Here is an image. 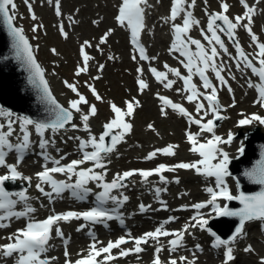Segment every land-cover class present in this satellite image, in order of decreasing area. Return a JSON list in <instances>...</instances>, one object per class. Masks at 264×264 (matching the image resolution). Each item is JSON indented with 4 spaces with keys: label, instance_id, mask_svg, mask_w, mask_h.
<instances>
[{
    "label": "snow or ice",
    "instance_id": "1",
    "mask_svg": "<svg viewBox=\"0 0 264 264\" xmlns=\"http://www.w3.org/2000/svg\"><path fill=\"white\" fill-rule=\"evenodd\" d=\"M49 4L53 3V0H47ZM206 2V0H205ZM259 3V0H256ZM24 3L27 5L29 12H32V5L29 0H24ZM239 3L245 9L242 16H236L234 18L235 22L229 18L226 13L229 11V5L223 3L221 5L222 12L220 13H207L208 22H207V32L211 35H207L202 31L204 39L209 45H219L220 49L224 53L228 52V49L225 47L223 40L217 34L218 32H226L229 36V39L235 43L236 52L239 59L237 60L236 67L238 70H241L240 65L243 63L244 68L250 69L253 76L258 77L259 83L253 84L251 81L248 83L249 88H254L258 93V99L256 103L260 107H264V43H258L257 36L253 33L252 23L253 16L255 14V8L251 7L247 0H239ZM147 0H122L118 15L116 17L119 25L121 27H127L131 30L132 43L135 45L139 51V58L141 60H146L148 57L145 55L144 48L140 46L139 39L140 34L144 28V8L142 5H146ZM187 4L188 8L194 7L196 0H190V3L187 0H173L171 8L170 19L175 21L178 16L183 13V23L182 25H174V40L171 45L170 51L178 52L181 57H184L185 60H182L181 63L187 69V76L181 74L178 69L168 68L165 65V68L168 69L172 75L179 78L183 81L182 91L187 93L186 99L189 103H195L196 112L200 114L203 112V116L200 119H195L192 115L180 104L173 103L171 100L166 97L160 96L164 107L161 108L162 115H167L165 109L171 108L173 111L177 112L183 117H187L191 124H196L199 126L202 133L212 134L211 138L208 139L205 143H199L197 136L192 133H187V140L191 145V151L198 154L201 159L194 163H179L176 164L173 168H168L164 165H160L154 171H127L122 175H118L116 179H113L110 183L104 182L105 173H97L96 168L103 169L105 164L103 163L102 154H109L114 151L116 145L120 143L124 136L131 132L132 124L126 122V117H132L136 107H139V101L135 102H126V111L117 107L115 104L111 105V110L114 113V118L104 125V132L97 139L95 136H91L88 141H81L80 148L83 150L91 146L93 151L84 152L83 158L80 160H74L66 166H60V161H54V164L57 166L48 168L44 167V170L37 173V178L40 183L36 184L37 190L43 194L45 197L52 201L53 196L61 197L64 192L69 191L71 195L77 200H83L88 195L91 194V189L87 187L89 182H96V187L102 189L99 193L96 194L95 199L97 206L91 208L88 211L84 212H73L69 211L63 214L50 215L42 221H32L30 220L26 223L25 227L18 229L13 235L7 237L9 243L0 245V257L3 258H12L16 257L15 264H49L47 258H41L42 254L47 252V246L50 239L52 238L53 226L57 225L58 222L64 221L69 222L71 220H83L90 222L92 224L105 223L106 221L111 220H120L123 224L122 218L118 215V207L122 206L127 200V196H123V199H118L116 196L111 195L112 191L124 187L122 183L133 175H139L144 180H147L148 177L152 175H160L163 172L175 171L176 169H185V170H195L197 174L203 175L205 177H212L215 179L216 188L218 191H214L213 188H208L207 192L210 193L211 199L206 203H198L193 207L199 213L200 209L207 208L211 205L212 211L217 216H228L236 217L239 219V226L236 228V234L230 240H222L219 237H216L215 243L212 245L213 248H225L224 251V260L222 264H231L235 259L233 255V248L231 245L237 237H239L245 228V224L250 221H261L264 222V191L259 192L256 195H245L241 193L238 196L232 195L229 191L227 184L225 183V177L229 175L228 164L229 156L228 153L223 151L220 147L221 144H229L232 142V135L229 134L227 139L224 140L220 136L214 134V129L216 127L215 121L221 120L224 117L220 115L221 106L218 100L217 88L213 86L206 73L211 68L215 73L216 79L221 85H226L227 81L224 76L221 75L223 71V66H217L215 63V58L218 56L217 48L212 46L209 51H207L204 45L196 39H192L188 33L190 32L193 25H198L199 21L195 20L192 16L191 11H187L185 5ZM15 0H0V19L7 26L10 35L13 40V49L15 50V58L20 60L27 68L30 73L29 82L33 86L40 88L42 95L41 99L51 105V115L53 119L47 123L35 122L32 119L27 117H20L18 120L19 132L22 134L17 137L18 143L13 144L10 140L16 132V128L13 127L14 123L10 117L13 115L11 112L5 111L0 108V116L9 117L7 124L0 123V168L7 170L9 174L0 175V229L7 228L10 225L5 223L6 221H11L13 218H28L30 214L34 213L36 210L28 204L29 197L25 191L19 193H10L5 189V183L7 181H16L18 179L29 178L22 177L20 172L17 170L15 165H10L6 161V156L8 153H18L17 163H21L24 158L25 152L29 149L31 145L29 126H34L36 133L41 137L39 141V148L45 150L49 143L48 140L44 139L45 131L51 129L52 132H56L59 129L65 128L66 124H69L73 119V111L76 113H81V119L83 122L84 130L89 131L88 121L90 116H95L97 114V108L95 105H89V101L86 97L78 91L76 85L72 83H66V86L76 94L77 99H73L69 102V108L66 109L59 105L56 100L52 97L51 92L49 91L47 81L44 79L43 70L40 65L36 62V58L33 55V49L30 45L28 39L24 35V30L15 26V10H16ZM55 12L57 16L61 15V6L59 0H55ZM32 20H36V16L33 13L31 16ZM222 22L221 26L217 22ZM246 21V23H244ZM239 27L246 29L248 35L251 37L253 43L256 44L258 48L257 57L259 67H256L251 59L245 54L243 49L240 47L239 42L235 40V33ZM36 27H33L32 31H36ZM60 32L67 38V34L64 32L63 25L60 26ZM108 34H105L100 40V43H106L108 39ZM190 45H195L196 51L192 52ZM85 47H91V45L86 41L84 45L81 46L80 52L83 60V67L79 68L76 72V75L79 76L81 72L87 71V65L91 57L85 52ZM186 61V63H185ZM103 66H101L102 70ZM138 72H141V69H137ZM152 75L155 77L156 81L162 83L164 88L171 89L175 81L168 79V75L165 72L157 71L155 68L150 69ZM199 76L202 81V86L206 90L205 92H200L193 83V76ZM235 78V77H233ZM98 79V77H97ZM139 89L143 91L148 85L143 81H138ZM210 89V92L207 90ZM89 90L97 101H101L102 97L96 92L95 88L89 85ZM228 91L231 92L232 89L229 87ZM203 98L204 101H207V109L205 104L200 101V98ZM82 105H88V112L85 114L82 110ZM209 112L212 114L213 119H208L207 122L204 121V117L209 115ZM254 121H258L261 125H264V118H261L257 115H252L241 119L239 124L241 126L249 125ZM73 128L76 125H72ZM151 128V125H149ZM118 130V131H117ZM115 133V134H114ZM106 137H110L111 145H106ZM79 139V138H77ZM175 146H169L165 149L160 150L165 156H173L176 153L174 152ZM243 152V149H240ZM42 154H44L42 152ZM156 152L149 154L147 159H152L155 157ZM44 159L47 161L49 157L44 155ZM93 162L94 167L83 169L79 171L77 169L80 165L85 162ZM215 161V163L213 162ZM59 173L67 176V181H72L75 177V181L69 183L67 181H57L53 178V174ZM248 178L255 184L264 186V159H262L259 164L253 168L250 172L246 173ZM164 176L160 175V180L164 181ZM30 182V180H29ZM179 183V181H176ZM42 185H48L51 188V191H45V188ZM156 195L159 196L160 189H156ZM13 197H16L15 199ZM218 200L232 201L237 200L242 205L238 210H231L225 204L223 207L217 203ZM111 201L113 204L117 205V208L109 211L104 208L103 205ZM18 203L24 205L23 211H16V206ZM163 203V202H161ZM141 212L147 211L145 206L141 204ZM166 208V205H165ZM175 218L170 217L169 221L165 223L172 222ZM190 225H186L182 231L170 232L164 229V226L161 225L157 227L155 231L147 232L139 238H132L134 242V249L122 250L120 252L121 256H127L130 252L134 251L135 253H141L145 249L141 245L148 244L149 241H159L161 237H174L169 241L170 249L169 251H175L184 239V234L188 232L189 227L192 228H204L208 221L202 216L197 215L193 216ZM105 226H107L105 224ZM84 225H81L77 231H80ZM55 234L63 239V232L59 227H56ZM91 235V233H90ZM213 235H215L213 233ZM129 241L123 237L116 240L115 242H109L107 246L98 248L96 243L90 245V250L86 257H82L77 260L75 264H101L97 259L103 254H106L104 257L105 264L108 261L113 259L111 253L113 249H119L121 245L128 243ZM199 248V245H197ZM163 249L157 247L155 249L158 254ZM245 252L251 253L253 249L251 246L244 249ZM68 253L65 252V256ZM180 260L186 261L185 257H181ZM71 264V262H67ZM153 264H161L160 258L157 255L154 259ZM169 264H177V260L172 259L169 261ZM187 264H195V260L187 261ZM259 264H264V258H261Z\"/></svg>",
    "mask_w": 264,
    "mask_h": 264
},
{
    "label": "rangeland",
    "instance_id": "2",
    "mask_svg": "<svg viewBox=\"0 0 264 264\" xmlns=\"http://www.w3.org/2000/svg\"><path fill=\"white\" fill-rule=\"evenodd\" d=\"M202 3L205 12L207 13H220V3L218 0H196V4ZM24 0H18L17 4H21ZM32 5V12H29L27 5L22 7L23 20H19L17 25L25 30L29 38L31 39L36 56L44 68L52 75L53 82L56 90L59 92L61 99L65 102H61L62 105L67 108L69 102L73 99H77L75 93H73L66 83H72L76 85L80 94L84 95L89 101V105H95L97 108V114L90 116L88 121L89 131L84 130L83 122L81 119V113H77L71 121L70 127L60 134H65L66 137L59 138L56 135L59 133H53L52 136L57 137L53 139L52 145L56 148V151H64L68 147H72L79 144L80 141L89 140L91 136H99L102 129V125L110 122L114 118V113L111 110V105L115 104L117 107H126V102L139 101V107L135 108L137 112L133 117L135 122L134 129L126 134L124 141L126 145L120 152L115 154H107V165L103 169H95L98 173H105V177L108 176L109 170L112 169L111 177L116 179L118 175H122L127 169L134 168H155L160 162L155 161L151 163L147 157L149 154L164 149L167 145L177 146L180 145V154L187 156L189 154L184 148H188V144L185 142V134L183 130L185 125L176 120L173 114H169L167 117L161 114L159 109L160 100L155 98L151 91L139 89L138 81L140 77L137 71L138 65L134 56L130 53L124 36L118 32L115 28V15L114 4L111 0H59L61 6V15L57 16L55 12V0L52 4H49L47 0H29ZM235 3L238 6L236 0H231V3ZM204 3H208L206 7ZM25 4V3H24ZM264 5V3H263ZM263 8V7H262ZM106 9L109 10V20L105 22ZM240 13L242 12L239 9ZM167 5L163 3L162 7L157 13L159 17H162L164 13H167ZM35 14L36 20H32V14ZM236 13L235 8L232 13L227 14L230 19L234 21V15ZM208 15L201 17V20L206 22ZM104 18V21H103ZM254 31L260 40H264V18L257 17L254 20ZM63 25L64 32L67 34V38L60 32V26ZM33 27H36V31H32ZM111 27V28H110ZM157 27V26H156ZM110 28V29H109ZM160 29L158 25L155 34L160 35L166 39L169 35V28L165 27ZM205 34L209 35L206 29L202 30ZM110 33L109 41L106 43H100V40L105 34ZM236 30V34L241 35L247 42L250 41L247 31L242 34ZM226 37V35H224ZM88 42L91 47H85V52L91 57L87 65V71L81 72L79 76L76 72L79 68L83 67V60L81 56V46ZM233 50V51H232ZM155 60L163 62L167 57L159 55L161 51H166V47H162L159 53H154ZM157 54V55H156ZM232 60H235V51L231 47ZM101 66H103L101 70ZM98 77V79H97ZM89 85L95 88L96 92L102 97L101 101H97L89 90ZM240 98V99H239ZM247 95L245 92H241V95H236V100L239 102V107L231 108L229 105L230 100L224 98L221 104L229 106L228 111L225 113L226 119L221 123L218 131L227 135L230 133L236 124V120L239 117V113L247 110V114L256 111L251 103L246 101ZM246 101V102H245ZM59 104V101H58ZM51 105L48 104V109H51ZM83 113L88 112V105H82ZM236 108V109H235ZM51 112V111H50ZM264 117V115H263ZM53 119L52 115L49 120H45L44 123L50 122ZM260 124L259 122H255ZM255 124V125H256ZM72 125H76L75 128ZM151 125V128L149 127ZM255 125L248 128V131H252ZM246 130V132H248ZM245 132V134H246ZM264 132V131H263ZM79 138V139H77ZM164 145V146H163ZM174 147V148H175ZM236 146L233 147L235 151ZM162 153V152H161ZM159 158L160 154H156ZM192 157V156H191ZM161 158V157H160ZM192 160V159H191ZM178 162L173 163L175 166ZM142 165V166H141ZM109 168V169H107ZM118 169V170H116ZM116 170V171H115ZM172 171H169V173ZM162 174L164 181L160 180V176L157 178L148 179L145 181L148 189L154 191L161 187L162 183L168 185V190L171 193L170 199H174L175 195L180 196L183 192H193L196 199H200L202 190L199 187L194 189H188L186 187L196 186L195 183L189 184L183 181V186L177 183L178 180L173 173ZM187 178L192 181L191 176L184 173ZM234 179V177H232ZM135 181V180H134ZM132 181V182H134ZM107 182V180H104ZM131 181L126 182L124 187L119 188L118 191L127 192L132 190L129 186ZM193 182V181H192ZM236 186V183L233 181ZM36 184L29 190L33 193L36 190ZM137 194L144 195L147 190L141 182H135ZM136 195V196H138ZM190 193L188 199L193 198ZM206 198V197H205ZM204 199V198H203ZM45 202V201H44ZM232 223L230 225L231 230H236L235 221H239L238 218L232 217ZM236 227V228H235ZM255 233L258 231L256 227ZM150 246V245H148ZM151 247V246H150ZM160 247V246H159ZM244 258L238 257L240 260L236 264H257L252 259V256H244ZM150 259L149 261H151Z\"/></svg>",
    "mask_w": 264,
    "mask_h": 264
},
{
    "label": "water",
    "instance_id": "3",
    "mask_svg": "<svg viewBox=\"0 0 264 264\" xmlns=\"http://www.w3.org/2000/svg\"><path fill=\"white\" fill-rule=\"evenodd\" d=\"M12 45V36L7 26L0 19V103L22 115L44 123L45 120L51 117L48 104L41 99L42 92L40 88L29 82L30 73L26 66L15 58V50ZM33 55L40 65L34 49ZM40 67L42 69L41 65ZM43 74L45 79L44 70ZM250 137L247 136V146L243 155L238 160L232 161L230 171L239 181L241 193L256 195L264 191V186L253 183L246 173L250 172L264 159V134L257 130ZM228 222L229 225L233 224L231 221ZM214 228L221 233L219 228Z\"/></svg>",
    "mask_w": 264,
    "mask_h": 264
},
{
    "label": "bare ground",
    "instance_id": "4",
    "mask_svg": "<svg viewBox=\"0 0 264 264\" xmlns=\"http://www.w3.org/2000/svg\"><path fill=\"white\" fill-rule=\"evenodd\" d=\"M17 2H18V0L16 1V6H17V9L15 10V13H14V15H15V17H16V21L18 22V23H20L19 22V20H23L22 19V17H21V15H20V13L22 14V7H23V4L21 3V4H17ZM112 2H113V4H116L117 3V0H112ZM206 5H208V3H204V6L206 7ZM195 6H196V8H197V11H196V15H197V17L200 19L201 17H203L204 15H206V12H205V10H204V8H203V5H202V3L199 1V3H197V4H195ZM264 12V11H263ZM108 13H109V10L108 9H106V14L104 15L105 16V22L106 21H108L109 20V18H110V16H108ZM263 16H264V14H263ZM154 20V22L156 21L157 22V25H160V22H159V20H158V17H156V15H155V17L154 16H151L150 17V21H153ZM103 21H104V18H103ZM161 30V29H160ZM159 39H161L160 40V44L158 43L157 44V46H154V47H152V50H155L154 51V53H159L160 51H161V48H162V45H163V43H164V39L163 38H160V37H157L156 36V42L159 40ZM37 49V48H36ZM35 49V50H36ZM157 55V54H156ZM158 55H160V54H158ZM157 55V56H158ZM161 55H164V54H161ZM165 56V55H164ZM46 81H47V84H49V86L51 87V89H52V92H53V95L55 96V100H58L60 103L61 102H65L64 101V99H61V96H60V94H59V92L56 90V87H55V84H54V82H53V79H52V75L48 72V71H46ZM62 104V103H61ZM67 108H69V107H67ZM73 113H75V115H77V113L76 112H74L73 111ZM22 117H25L24 115H22ZM70 127V126H69ZM246 130H248L247 128H245L244 129V131H246ZM262 131H264V129H262ZM52 131H50V132H48V136L49 137H51L52 136V133H59V135H56L57 137H59V138H62V137H65V135L64 134H60V133H62L63 131L62 130H59V131H56V132H52ZM255 131H253V133H254ZM242 133V132H241ZM251 134H252V131H251ZM251 134L250 135H247V136H249V138H251L250 136H251ZM247 136L246 135H244L243 134V136H242V138H245L246 140H247ZM57 138H55V140H56ZM241 139V138H240ZM124 145V139L122 140V143H121V145H120V147L116 150V151H114L113 153H111V154H115V153H118V151H119V149L122 147ZM181 148L182 147H180V145H178L177 146V149H176V154L175 155H173L171 158H168L167 159V161H169L170 163H175V162H178V163H182V162H190L191 161V159H192V157H191V155L190 154H187V156H182L181 154H180V150H181ZM189 148V147H188ZM188 148H184V150H186L187 151V149ZM195 154V153H194ZM116 170H118V169H116ZM115 170V171H116ZM20 173H21V175H22V173H23V177H26V178H29L28 180H30V182H28L27 183V186L28 187H32V185L34 184V181L35 182H37V177H36V174H35V172H34V168L32 167V166H30L28 169L27 168H25V167H22L21 169H20ZM184 173H186L187 175H189V176H191V179H192V181H190L188 178H187V176L186 175H183ZM110 175V173H108V176ZM173 175L178 179V181H179V183L183 186V181L184 182H187V183H189V184H193V183H195V185L196 186H191V187H186V186H183V187H185V188H188V189H194L195 187H199V186H202V185H207L208 183L207 182H205L204 180H203V178H202V176L200 175V174H197L196 173V171L195 170H192V169H189V170H187V171H183V170H181V169H176L175 171H173ZM108 179V178H107ZM24 180V179H23ZM18 181H20V179L18 180ZM23 182H25L26 183V181L24 180ZM36 195L37 196H39L37 193H33V196H31L30 197V199H29V201H30V205H31V207L32 206H38V207H41V208H43L41 205H39L38 203H37V199H36ZM36 199V200H35ZM24 210V209H23ZM41 211H43V209H40ZM44 212V211H43ZM39 214H42V212H38V214L37 215H39ZM217 218H219V217H217ZM228 219V218H227ZM226 220H220V221H217V223H221L222 224V228H226V229H228L229 231H231V229H229V227L226 225ZM235 224H236V226H239V221H235ZM73 225H70V227H72ZM248 227V223L247 224H245V228H247ZM244 228V229H245ZM254 232H255V230H254ZM67 234H69L68 232H67ZM8 236H10V234H6L4 237H0V241L1 242H3V241H5V239H7V237ZM76 238H78V237H76ZM254 241H257V239L256 238H254ZM80 242L81 243H83V241L80 239ZM258 242V241H257ZM257 251H260V246H259V242H258V247H257ZM145 252H148V250L147 249H145ZM138 256H140V255H137V256H134V257H130L129 259H127V261H133L136 257H138ZM64 260V258L63 257H61V256H59L58 257V260H57V262H61V261H63ZM120 261H123V259H119Z\"/></svg>",
    "mask_w": 264,
    "mask_h": 264
}]
</instances>
